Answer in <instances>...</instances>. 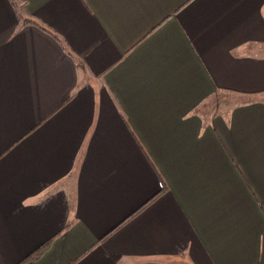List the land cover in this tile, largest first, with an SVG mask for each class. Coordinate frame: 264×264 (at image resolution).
Masks as SVG:
<instances>
[{
  "label": "crops",
  "instance_id": "1",
  "mask_svg": "<svg viewBox=\"0 0 264 264\" xmlns=\"http://www.w3.org/2000/svg\"><path fill=\"white\" fill-rule=\"evenodd\" d=\"M14 1L0 264H264V0Z\"/></svg>",
  "mask_w": 264,
  "mask_h": 264
},
{
  "label": "rangeland",
  "instance_id": "2",
  "mask_svg": "<svg viewBox=\"0 0 264 264\" xmlns=\"http://www.w3.org/2000/svg\"><path fill=\"white\" fill-rule=\"evenodd\" d=\"M243 103L244 101L238 96L218 92L212 99H208V101L203 104L204 106H202V108L204 107V110L202 112L207 118L209 116L213 118L216 116L217 118L224 117L227 119L230 111L243 105Z\"/></svg>",
  "mask_w": 264,
  "mask_h": 264
},
{
  "label": "trees",
  "instance_id": "3",
  "mask_svg": "<svg viewBox=\"0 0 264 264\" xmlns=\"http://www.w3.org/2000/svg\"><path fill=\"white\" fill-rule=\"evenodd\" d=\"M12 2L15 4V1L14 0H12ZM23 24H26V22H23Z\"/></svg>",
  "mask_w": 264,
  "mask_h": 264
}]
</instances>
